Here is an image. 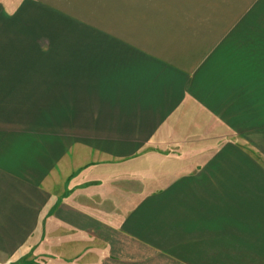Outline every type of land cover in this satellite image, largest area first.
<instances>
[{"label": "crops", "instance_id": "obj_1", "mask_svg": "<svg viewBox=\"0 0 264 264\" xmlns=\"http://www.w3.org/2000/svg\"><path fill=\"white\" fill-rule=\"evenodd\" d=\"M30 251L264 264V0H0V264Z\"/></svg>", "mask_w": 264, "mask_h": 264}, {"label": "rangeland", "instance_id": "obj_2", "mask_svg": "<svg viewBox=\"0 0 264 264\" xmlns=\"http://www.w3.org/2000/svg\"><path fill=\"white\" fill-rule=\"evenodd\" d=\"M35 247H33L31 250H33ZM34 257V255H32L31 251L28 252L27 254H16L13 255V262L12 264H23L22 261L26 260V259H32Z\"/></svg>", "mask_w": 264, "mask_h": 264}]
</instances>
